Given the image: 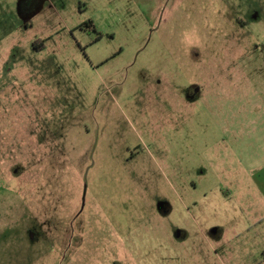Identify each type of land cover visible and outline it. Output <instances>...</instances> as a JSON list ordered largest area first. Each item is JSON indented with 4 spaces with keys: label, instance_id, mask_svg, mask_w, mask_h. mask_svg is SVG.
Wrapping results in <instances>:
<instances>
[{
    "label": "rangeland",
    "instance_id": "rangeland-1",
    "mask_svg": "<svg viewBox=\"0 0 264 264\" xmlns=\"http://www.w3.org/2000/svg\"><path fill=\"white\" fill-rule=\"evenodd\" d=\"M263 113L264 0H0V264H232L191 213Z\"/></svg>",
    "mask_w": 264,
    "mask_h": 264
},
{
    "label": "crops",
    "instance_id": "crops-1",
    "mask_svg": "<svg viewBox=\"0 0 264 264\" xmlns=\"http://www.w3.org/2000/svg\"><path fill=\"white\" fill-rule=\"evenodd\" d=\"M246 122V127L232 132L225 152H218L215 183L203 180L204 200L191 213L204 231V226L215 221L214 244L242 250L241 256L232 251L222 257L232 264H254L255 256L249 253L254 248L264 256V113ZM176 186L175 192L183 189L182 184Z\"/></svg>",
    "mask_w": 264,
    "mask_h": 264
}]
</instances>
